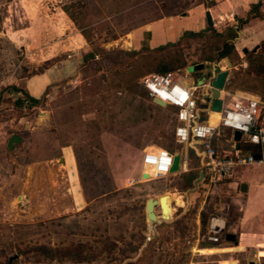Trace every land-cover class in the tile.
<instances>
[{
    "label": "rangeland",
    "instance_id": "1",
    "mask_svg": "<svg viewBox=\"0 0 264 264\" xmlns=\"http://www.w3.org/2000/svg\"><path fill=\"white\" fill-rule=\"evenodd\" d=\"M203 1L0 0V264H88L79 262L82 254L89 264H264L255 248L238 251L227 240L239 233L244 193L202 182L181 191V176L199 169L194 157L187 171L165 178L150 177L153 169L142 165L143 150L166 141L161 129L176 118L141 80L186 63L173 71L191 85L205 77L203 85L223 47L211 33L159 45L148 30ZM74 51L97 56L79 72L53 71L56 81L44 85L39 104H21L25 97L13 88L30 92L28 82ZM227 58L236 67L228 92L264 99V75L255 70L264 55L247 57L250 68L236 53ZM13 135L22 141L9 150ZM217 138L225 147L231 132L221 128ZM166 142L186 149L175 137ZM163 195L169 218L160 203L150 222L146 203Z\"/></svg>",
    "mask_w": 264,
    "mask_h": 264
},
{
    "label": "built area",
    "instance_id": "2",
    "mask_svg": "<svg viewBox=\"0 0 264 264\" xmlns=\"http://www.w3.org/2000/svg\"><path fill=\"white\" fill-rule=\"evenodd\" d=\"M141 85L153 102L161 101L165 107L175 109L177 125L175 139L188 149L193 139L195 145L201 146L203 186L218 188L231 178L238 168L253 165L264 166V101L245 94H232L226 90L221 93L223 101L220 116L216 123L211 121L213 99L210 81L200 85H188L176 71L153 73L141 80ZM206 104L207 108H201ZM221 128L232 134L239 132V141L232 136V149L224 151L213 145V139L220 135ZM254 147L246 150L238 143ZM259 157L258 159L256 157ZM174 154L163 148H150L142 159L143 167L153 169L150 177L165 178L172 176ZM188 155L184 158L187 164Z\"/></svg>",
    "mask_w": 264,
    "mask_h": 264
},
{
    "label": "crops",
    "instance_id": "3",
    "mask_svg": "<svg viewBox=\"0 0 264 264\" xmlns=\"http://www.w3.org/2000/svg\"><path fill=\"white\" fill-rule=\"evenodd\" d=\"M207 12L210 13L212 18V27L208 26L206 18ZM239 22H241V24ZM208 28H214L222 36L236 34L232 40L228 39L227 41L233 44L235 48L234 53L240 55V65L248 68L251 66V63L246 59L247 57L252 55L255 57L258 55H264L262 50V43L264 41V0H204L193 7L189 13H184L181 16L164 18L154 22L148 31H152L154 34H157V36H159V45L165 46L169 43L178 42L187 31L200 32ZM169 29L175 34L174 36L167 35V31H170ZM244 50H247L248 52L244 53ZM85 53L86 52L74 51L69 60L64 59L62 63L54 66L52 72L60 70V68L62 70L79 72V69L84 63L85 56L87 55ZM225 58L220 60L217 59L218 61L215 62L219 63ZM229 61L231 63L230 69L232 70L236 68L232 59H229ZM230 69L228 80L231 75ZM52 72L51 70H48L45 78L41 75L36 78L37 80L34 79L28 82L29 93L32 96L38 98V95H40L44 85L48 88L51 84L55 83L57 76L55 72H53V74ZM65 77L66 76H64V78ZM186 84L188 83L186 82ZM198 84H200V82H198ZM239 93L264 101V99H260L258 96L251 95L246 92H236L232 94ZM163 108L171 109L175 114L174 108ZM210 116L211 121L216 123L220 114L211 111ZM261 124L264 126V117L262 118ZM176 125L177 121H175V126L172 129L165 128V126L162 127L161 135L165 137L166 141L169 142L170 138L175 137L174 132ZM233 135L234 134L231 133V138L229 139L227 146L220 147L217 144L213 145L216 148L229 151L233 148L231 143ZM214 139H216L215 142L218 140L216 137ZM166 141L163 140L158 145L154 144L153 146L146 147L142 152L141 159H143V155L146 150L150 148H163L173 152L174 155L181 154V169L183 168V171H187L188 162L185 164L184 158L188 155V149L178 152L175 149H172ZM225 183H230L235 189L245 195L241 223L240 226L237 227L239 233H237V235L229 234L235 236L234 241L229 240L234 243V246H237L233 249L244 251L248 247H253L256 249L258 257H264V166L253 165L245 168L244 170L237 171ZM243 185H245V189L243 188ZM243 189L246 190V192H243ZM174 196L178 195L175 194ZM178 198L176 201L179 203L180 207H182L184 205L182 197L179 196ZM215 225H217L220 230L224 229L223 224H213V227H215ZM253 264L255 263L253 262Z\"/></svg>",
    "mask_w": 264,
    "mask_h": 264
},
{
    "label": "trees",
    "instance_id": "4",
    "mask_svg": "<svg viewBox=\"0 0 264 264\" xmlns=\"http://www.w3.org/2000/svg\"><path fill=\"white\" fill-rule=\"evenodd\" d=\"M241 24V22H239ZM205 33H211V34H214L217 38H220L221 40H223V47L221 48V51H220V54H219V57H218V60L220 58H225V57H228L230 56L231 54L234 53V46L231 42H228L227 40L228 39H233V37L236 35L234 34H228L226 36H222L219 32H217L214 28H208L206 30H202L200 32H191V31H187L185 32L184 36L181 37L179 39V41L177 43H170L169 45H176L178 44L181 40L185 39V38H196V37H200V36H203ZM262 50L264 52V41L262 43ZM97 56V54H87L85 56V60L84 61H93V59H95ZM206 61H209L210 63H213L215 61V58L213 57H210V58H207ZM96 64V63H95ZM97 65V64H96ZM187 68V65L186 63H182L181 65L179 66H165L163 68H161L157 73H166V72H169V71H173L177 68ZM254 67V66H253ZM250 68V66H249ZM255 70L260 73V74H263L264 75V60L263 58H261V64H259L257 67L255 66ZM156 73V72H155ZM15 91L17 92H22L25 99H22L20 100L21 104L22 103H25L26 105H28L29 107H33V106H36L37 104H39V99L32 96L31 94H29V92H27L26 90L22 91V90H19L18 88L14 87L13 88ZM226 90L228 91L229 88L228 86L226 87ZM201 108H207V105L206 104H201L200 106ZM225 129V128H224ZM217 138V137H216ZM215 140L213 141V144H216L215 143ZM238 145L241 147V148H244V149H248V150H256L254 147H251L249 145H246L242 142H239ZM171 152V151H169ZM202 152H203V149L201 146H198V145H195L193 143V139L191 140L189 146H188V158L190 159L191 157H194L197 162H198V168L202 165ZM173 153V152H171ZM200 177V171L199 169H195L194 167H192L189 171L185 172L182 176H181V179H182V186H181V191H186V190H189L191 188H195L196 185H194V182ZM202 185H203V182H202ZM202 216H204L203 218V221L201 222L202 225H204L206 223V220H207V216L206 214H202ZM108 246L109 245H106V249L102 250L100 252V255H105V253H107L108 251ZM82 256H84V258H82L83 260H80L79 262L81 263V261L88 263L89 264V260H87V257L88 256H85L84 254H82Z\"/></svg>",
    "mask_w": 264,
    "mask_h": 264
},
{
    "label": "water",
    "instance_id": "5",
    "mask_svg": "<svg viewBox=\"0 0 264 264\" xmlns=\"http://www.w3.org/2000/svg\"><path fill=\"white\" fill-rule=\"evenodd\" d=\"M206 18H207L208 26L212 27L213 23H212V18L210 16L209 12L206 13ZM247 52H248L247 50H244V53H247ZM226 60H229V59L226 58ZM219 63L214 64L212 74H211L212 76L210 78V84L213 87V89H212V99H213L212 110L216 111V112H220L222 109L223 101L221 99V93L225 90L227 82H228V77H229V69L228 70H221ZM193 69H194V71L203 70L204 65L203 64L197 65ZM204 81H206V78L202 77L201 81H199V82L204 83ZM160 103H162V102L156 101V104H158L159 106H162V107L166 106V105H161ZM240 137H241V135L239 132L234 133V139L236 141L240 140ZM21 141H22L21 137H19L17 135H13L8 141V144H7L8 149L12 150L14 148V145L19 144ZM256 158L258 159L259 157L257 156ZM181 162H182L181 154H175L173 166L171 169V172L173 174L180 172ZM203 175H204L203 173H200V177L197 179V181L195 183L196 188H197V184L202 181ZM243 186H244L243 188L245 189V185H243ZM244 189L242 191L246 192V190H244ZM162 200H163V198H161V201ZM157 206H159V201L155 200V199H149L146 203V216L150 222H156L158 220V217L155 213V208ZM227 239L234 241L235 236L234 235H228ZM250 264H253V263L251 262Z\"/></svg>",
    "mask_w": 264,
    "mask_h": 264
},
{
    "label": "bare ground",
    "instance_id": "6",
    "mask_svg": "<svg viewBox=\"0 0 264 264\" xmlns=\"http://www.w3.org/2000/svg\"><path fill=\"white\" fill-rule=\"evenodd\" d=\"M220 68L221 70H228L230 69L231 67V63L229 60H226V58L224 60H222L220 63ZM158 102V101H157ZM161 105H165L164 102L160 103ZM213 112H216V111H213ZM216 113H219V112H216ZM220 114V113H219ZM215 118V117H214ZM147 175H144V178H146ZM161 198H163V200L161 201ZM159 201V204L161 203V205H163V214H164V218L165 219H168L169 218V210L167 208V196L163 195V196H160L159 199H157ZM215 227H217V225H215Z\"/></svg>",
    "mask_w": 264,
    "mask_h": 264
},
{
    "label": "flooded vegetation",
    "instance_id": "7",
    "mask_svg": "<svg viewBox=\"0 0 264 264\" xmlns=\"http://www.w3.org/2000/svg\"><path fill=\"white\" fill-rule=\"evenodd\" d=\"M170 30V29H169ZM167 35L169 36H174L175 34L170 30V31H167Z\"/></svg>",
    "mask_w": 264,
    "mask_h": 264
}]
</instances>
